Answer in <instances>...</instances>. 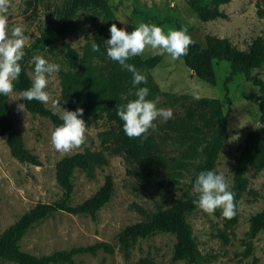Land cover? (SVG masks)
Listing matches in <instances>:
<instances>
[{
  "label": "rangeland",
  "instance_id": "374dc122",
  "mask_svg": "<svg viewBox=\"0 0 264 264\" xmlns=\"http://www.w3.org/2000/svg\"><path fill=\"white\" fill-rule=\"evenodd\" d=\"M113 8L108 16L96 9H78L70 19L63 40L79 55L86 46H92L98 34L104 38L101 58L109 59L106 40L110 38V25L116 24L131 32L140 23L155 24L169 30L178 27L198 39L200 34H210L228 38L239 49H246L251 39L257 35L264 37V0H230L221 5L227 18L202 21L189 8L186 0H108ZM65 0H12L9 9V33L12 27L23 25L24 35L31 45L39 34L51 25L61 21L60 10ZM123 21V22H122ZM64 45L58 37L43 49L33 50L26 62V70L34 80L32 57L42 56L50 63L68 69L63 59ZM156 50L146 48L141 58L154 55ZM229 73V63L225 60L215 64L216 83L209 84L197 78L183 60H173L165 53L160 61L143 74L153 87L147 99L156 100L160 108L171 109L173 117L167 122L155 121L156 130L149 134L156 143L165 161L162 165L150 164L157 172L163 185L144 183L129 170H141L147 164L126 160L122 155L110 151L102 143L99 133L110 128L105 117L96 118L87 124L86 143L73 152L84 149L103 151L107 163L87 176L77 170L73 177L71 201L78 203L89 197L102 184L104 176H112L114 193L111 199L98 210L97 220L89 215H72L55 212L30 227L19 240L21 250L41 256L56 250L106 241L114 246L112 253L102 250L96 254L74 256L81 264H135L139 258L148 257L155 264H186L183 260L172 261L175 238L170 233L156 232L137 239L129 249L127 257L118 247L116 233L125 225L142 219L131 207L138 204L150 212L166 208L190 192V177L197 154L188 152L193 136L199 140L207 138L209 119L204 110L195 109L193 96L219 98L225 108H230L228 116V137L220 151L214 172L223 174L229 190L233 183L235 159L244 145L247 133L260 125V112L264 103H256L259 96L256 86L246 81L242 75L234 76L228 83V95L224 97L223 82ZM264 80V64L258 70ZM138 87H147L146 84ZM51 100L46 104L63 115L58 73L49 77L48 87ZM18 92L7 96L11 117L16 129L21 133L25 146L36 154L41 165L19 162L9 153L4 136L0 135V231L13 223L37 201H52L60 197L61 191L55 181V162L64 155L54 149L51 134L55 127L46 117L31 114L25 108L19 109L22 99H16ZM16 99V100H15ZM58 100V105L52 101ZM65 110V109H64ZM199 148V147H198ZM72 152V153H73ZM71 154V153H70ZM247 185L236 204V221L231 223L218 213L208 214L200 208L187 215L198 248L209 257L207 264H264V229L252 239V253L244 257V239L249 229V220L255 213L264 209V168L256 171L250 166L245 171ZM226 240H225V237ZM0 264H17L10 261ZM64 264V263H55Z\"/></svg>",
  "mask_w": 264,
  "mask_h": 264
},
{
  "label": "trees",
  "instance_id": "16d2710c",
  "mask_svg": "<svg viewBox=\"0 0 264 264\" xmlns=\"http://www.w3.org/2000/svg\"><path fill=\"white\" fill-rule=\"evenodd\" d=\"M230 0H186L189 8L202 21L216 18H227L221 5ZM78 9H96L105 15H112L113 8L108 0H65L60 10L61 21L58 25H51L37 36L30 47L25 48L26 55L19 62L21 73L19 80L14 82V90L18 94L32 86V79L26 70V62L33 50L43 49L56 38H60L64 45L63 59L68 69H60V97L63 108L75 111L78 107L83 109L81 117L90 124L99 117H105L111 127L100 132L102 143L112 153L122 155L126 160L144 162L147 165L141 170H129L146 184L163 185L161 176L152 170L150 164L162 165L165 161L156 143L150 135L143 142L140 139H130L123 130V121L117 115V109L127 103L121 99L123 93L132 88V73L122 68L118 62L101 58L104 38L98 34L95 40L100 47L99 52H93L91 46L84 48L80 56L77 50L68 45L64 34L70 19ZM259 15L264 11L259 9ZM178 27L176 30H181ZM188 34V33H187ZM193 39V38H192ZM195 44L190 46L188 54L181 57L185 66L193 74L214 85L216 83L215 64L222 60L229 63V73L224 78V97L228 95V83L234 76L242 75L244 79L256 86L259 96L256 103H264V80L258 70L264 64V37L257 35L251 39L246 49H239L226 37L210 34H200L193 39ZM160 61V55L147 58L133 57L128 63L143 73L153 68ZM152 83L147 81V88L152 90ZM129 100L135 99L129 96ZM195 109L204 110L209 119V133L207 138L194 140L187 148L188 152L197 154V161L193 165L189 186L191 192L183 199H178L166 208H158L150 212L138 204H131L142 219L123 226L115 235L116 242L124 257L128 256L129 249L139 238H145L156 232L170 233L174 236L172 261L183 260L186 264H207L209 257L203 255L193 230L187 221V215L199 208L193 201L192 185L196 175L202 170L214 171L223 144L228 137V116L230 108H225L224 102L219 98H205L192 102ZM25 109L31 114H37L50 120L53 126L63 123L62 116L38 101L22 99ZM260 125L250 130L242 148L240 149L233 166V183L231 191L234 193V202L237 203L242 192L245 191L247 179L245 171L252 166L256 171L264 168V110L260 112ZM0 135L4 136L9 153L19 162L41 165L39 157L31 152L24 144L21 133L14 126L7 96L0 95ZM199 147V148H198ZM107 158L103 151L84 149L59 158L55 162V181L61 191L59 198L52 201H37L13 223L0 231V262L10 261L17 264H81L75 261L78 254H96L102 250L107 253L114 251V246L106 241H97L92 244L74 246L69 249L56 250L52 253L37 256L23 251L19 247V240L34 224L51 216L55 212H65L72 215H89L97 220V212L112 197L114 184L112 176L106 174L102 184L89 197L81 202L73 203V177L79 170L87 176L93 175L96 168L105 165ZM218 213V209L214 212ZM236 221L234 218L229 222ZM264 229V209L255 213L249 220V229L244 239L245 249L243 256L252 253V239ZM225 237V236H224ZM226 240V237H225ZM135 264H155L148 258H139Z\"/></svg>",
  "mask_w": 264,
  "mask_h": 264
},
{
  "label": "clouds",
  "instance_id": "9594fccd",
  "mask_svg": "<svg viewBox=\"0 0 264 264\" xmlns=\"http://www.w3.org/2000/svg\"><path fill=\"white\" fill-rule=\"evenodd\" d=\"M12 0H0V95L9 96L14 91V82L19 80L22 71L19 63L24 56L25 48L30 47L28 38L24 35L23 25L12 27L9 33L8 15ZM123 22V21H122ZM110 38L106 40L108 58L119 63L122 68L132 73V88L121 95L127 103L117 109L118 117L123 121V130L128 138L145 140L149 130H156L155 121L167 122L173 117L172 110L160 108L156 100L147 99L150 90L147 87H138L146 84V76L136 67L128 63L130 59L140 56L146 48L156 50L154 55L169 54L173 60L180 59L188 54L190 46L195 44L192 37L187 34V29L169 30L167 34L163 28L155 24L140 23L131 32L118 28L116 24L110 25ZM93 52H99L97 43L91 46ZM34 62V80L32 86L19 93L16 99L24 101H38L47 104L51 100L50 93L45 89L49 84V77L60 71V65L50 63L42 56L32 57ZM129 96L135 99L129 100ZM15 99V100H16ZM193 99H200L194 95ZM58 100L52 101L58 105ZM23 111L25 105H18ZM83 109L78 107L75 111L63 109V123L57 126L51 134V143L54 149L63 154H70L81 148L87 140V123L81 117ZM193 201L205 213L213 214L221 209L222 216L232 219L236 215L234 193L229 190V185L223 174L212 170H202L195 178L192 185Z\"/></svg>",
  "mask_w": 264,
  "mask_h": 264
}]
</instances>
